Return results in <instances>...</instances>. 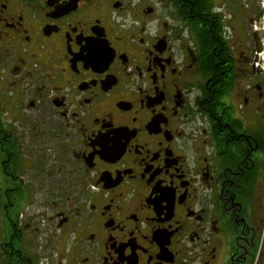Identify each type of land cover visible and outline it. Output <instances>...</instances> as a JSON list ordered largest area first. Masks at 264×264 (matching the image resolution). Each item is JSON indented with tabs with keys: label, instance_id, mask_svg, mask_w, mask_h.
<instances>
[{
	"label": "flooded vegetation",
	"instance_id": "1",
	"mask_svg": "<svg viewBox=\"0 0 264 264\" xmlns=\"http://www.w3.org/2000/svg\"><path fill=\"white\" fill-rule=\"evenodd\" d=\"M232 1L0 0V264H264V0Z\"/></svg>",
	"mask_w": 264,
	"mask_h": 264
},
{
	"label": "rangeland",
	"instance_id": "2",
	"mask_svg": "<svg viewBox=\"0 0 264 264\" xmlns=\"http://www.w3.org/2000/svg\"><path fill=\"white\" fill-rule=\"evenodd\" d=\"M233 1H235V0H233ZM233 1L231 2V5L242 4L241 0H239L238 3H234ZM256 63L261 65L264 69V57H261Z\"/></svg>",
	"mask_w": 264,
	"mask_h": 264
},
{
	"label": "trees",
	"instance_id": "3",
	"mask_svg": "<svg viewBox=\"0 0 264 264\" xmlns=\"http://www.w3.org/2000/svg\"><path fill=\"white\" fill-rule=\"evenodd\" d=\"M189 1V3L191 4V3H194L196 0H188ZM196 3V2H195Z\"/></svg>",
	"mask_w": 264,
	"mask_h": 264
}]
</instances>
